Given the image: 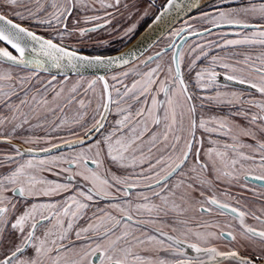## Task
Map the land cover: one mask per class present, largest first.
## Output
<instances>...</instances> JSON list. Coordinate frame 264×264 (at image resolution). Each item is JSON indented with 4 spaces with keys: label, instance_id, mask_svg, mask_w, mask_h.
I'll use <instances>...</instances> for the list:
<instances>
[{
    "label": "snow or ice",
    "instance_id": "obj_1",
    "mask_svg": "<svg viewBox=\"0 0 264 264\" xmlns=\"http://www.w3.org/2000/svg\"><path fill=\"white\" fill-rule=\"evenodd\" d=\"M0 264H264V0H0Z\"/></svg>",
    "mask_w": 264,
    "mask_h": 264
},
{
    "label": "flooded vegetation",
    "instance_id": "obj_2",
    "mask_svg": "<svg viewBox=\"0 0 264 264\" xmlns=\"http://www.w3.org/2000/svg\"><path fill=\"white\" fill-rule=\"evenodd\" d=\"M140 31H143V28H141ZM231 38H234V37H231ZM113 47H114V49H120L121 46L117 43V44H114ZM109 54H115V51L114 50H109ZM58 78H60V77H58Z\"/></svg>",
    "mask_w": 264,
    "mask_h": 264
},
{
    "label": "water",
    "instance_id": "obj_3",
    "mask_svg": "<svg viewBox=\"0 0 264 264\" xmlns=\"http://www.w3.org/2000/svg\"><path fill=\"white\" fill-rule=\"evenodd\" d=\"M53 74H56L55 72H53Z\"/></svg>",
    "mask_w": 264,
    "mask_h": 264
},
{
    "label": "rangeland",
    "instance_id": "obj_4",
    "mask_svg": "<svg viewBox=\"0 0 264 264\" xmlns=\"http://www.w3.org/2000/svg\"><path fill=\"white\" fill-rule=\"evenodd\" d=\"M162 98V97H161Z\"/></svg>",
    "mask_w": 264,
    "mask_h": 264
}]
</instances>
